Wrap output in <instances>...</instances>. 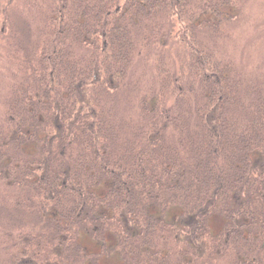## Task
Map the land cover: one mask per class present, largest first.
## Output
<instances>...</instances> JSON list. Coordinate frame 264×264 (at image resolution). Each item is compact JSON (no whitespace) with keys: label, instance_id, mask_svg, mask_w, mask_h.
Returning a JSON list of instances; mask_svg holds the SVG:
<instances>
[{"label":"trees","instance_id":"16d2710c","mask_svg":"<svg viewBox=\"0 0 264 264\" xmlns=\"http://www.w3.org/2000/svg\"><path fill=\"white\" fill-rule=\"evenodd\" d=\"M3 10L0 264H103L109 231L119 264H195L216 239L264 264V75L220 50L238 0Z\"/></svg>","mask_w":264,"mask_h":264},{"label":"rangeland","instance_id":"374dc122","mask_svg":"<svg viewBox=\"0 0 264 264\" xmlns=\"http://www.w3.org/2000/svg\"><path fill=\"white\" fill-rule=\"evenodd\" d=\"M9 0H0V120L4 117L5 107L4 100L8 93L10 85V71L12 66L9 65V47L6 35L8 26L4 22L3 8ZM241 10L240 16L227 25V30L221 35L220 43L221 52L233 60L246 74L253 76L264 75V0H238ZM6 15V14H5ZM11 19V18H10ZM9 19V20H10ZM8 20V22H9ZM36 26L34 27V29ZM152 60V59H151ZM151 69V67H149ZM148 68V69H149ZM143 70L142 66L138 67ZM152 74V73H151ZM264 77V76H263ZM149 78V77H148ZM30 150V146H27ZM2 184L0 183V189ZM177 217V216H176ZM211 230L214 235L218 234L222 229V221L220 218H213L210 222ZM80 241L91 252H100V244L91 239L89 235L83 234L80 236ZM211 250H206V255L201 256V261H196L195 264H234L235 260L232 251L223 249H214L217 245V239L211 241ZM114 236L109 231L107 233V246L109 256L101 258L103 264H119L120 260L117 254L114 253ZM113 252V253H112ZM208 252V254H207ZM245 252V249L242 250ZM242 254V253H241ZM176 256H170L169 260L172 264L177 261ZM165 264H170L166 262Z\"/></svg>","mask_w":264,"mask_h":264}]
</instances>
